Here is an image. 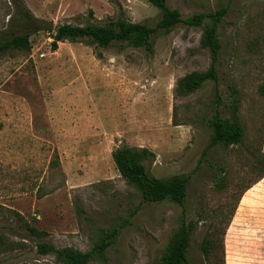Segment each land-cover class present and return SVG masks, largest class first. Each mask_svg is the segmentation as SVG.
Returning a JSON list of instances; mask_svg holds the SVG:
<instances>
[{
  "label": "rangeland",
  "instance_id": "obj_1",
  "mask_svg": "<svg viewBox=\"0 0 264 264\" xmlns=\"http://www.w3.org/2000/svg\"><path fill=\"white\" fill-rule=\"evenodd\" d=\"M22 2L52 26L118 17L153 26L159 17L146 0ZM165 3L181 17L225 8L217 79L185 95L176 80L208 65L201 26L158 31L149 51L66 40L51 50L41 30L27 50L0 51V264H62L35 243L83 252L110 230L105 260L88 264H158L181 214L193 222L189 264H205L200 241L209 234L223 264H264V0ZM8 5L0 0V19ZM215 107L241 125L237 144L207 145ZM121 145L147 148L154 177L188 174L181 205L141 201L112 163Z\"/></svg>",
  "mask_w": 264,
  "mask_h": 264
},
{
  "label": "trees",
  "instance_id": "obj_2",
  "mask_svg": "<svg viewBox=\"0 0 264 264\" xmlns=\"http://www.w3.org/2000/svg\"><path fill=\"white\" fill-rule=\"evenodd\" d=\"M8 2L9 5L0 19L2 23L0 25V51L7 48L27 50L29 36L39 30L44 31L50 37L51 50L56 48L58 42L66 40L68 42L83 41L86 44L102 48L111 43H118L149 51L150 38L158 31L166 33L177 24L188 27L201 26L199 45L207 52L208 65L203 70L191 71L179 77L175 83V93L185 95L193 92L204 81L215 82L217 79L216 63L220 51L217 27L225 12L224 7L181 17L177 9L166 5L165 0H146L159 11V17L153 26L142 22H130L120 17L103 25L62 23L52 26L50 22L35 17L22 0H8ZM4 18H6L5 21ZM2 26L3 29H1ZM214 101L216 105L219 102L216 91H214ZM230 109L233 113L235 105L231 103ZM207 125L210 128L207 142L209 146L221 144L227 147L237 144L242 136V127L235 120V116L232 114L230 118H222L218 114L217 107L214 108L207 120ZM149 156L151 157L153 154L147 148L125 145L115 147L110 152L112 163L118 174L139 193L141 201L169 200L181 205L189 175L182 173L162 178L154 177L143 164V160ZM192 228V220H185L181 214L180 223L161 253L158 264H189L185 252ZM26 229L29 234L34 236L42 234L33 226L26 225ZM114 233L115 230L103 233L92 249L83 252L71 247L57 248L45 242H36L35 252L40 255L51 254L56 262L62 264H88L91 258H99L104 261L103 251L112 242ZM210 236L209 234L200 241L205 264H223L221 258L218 259L213 253L214 243ZM0 243H3L1 236Z\"/></svg>",
  "mask_w": 264,
  "mask_h": 264
}]
</instances>
